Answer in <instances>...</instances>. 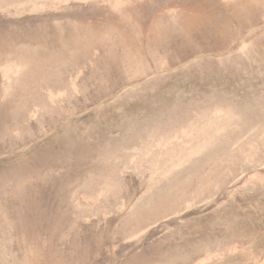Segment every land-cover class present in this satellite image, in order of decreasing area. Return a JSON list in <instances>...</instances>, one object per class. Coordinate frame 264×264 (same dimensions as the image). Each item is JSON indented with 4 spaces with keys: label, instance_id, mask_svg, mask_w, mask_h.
I'll list each match as a JSON object with an SVG mask.
<instances>
[{
    "label": "rangeland",
    "instance_id": "374dc122",
    "mask_svg": "<svg viewBox=\"0 0 264 264\" xmlns=\"http://www.w3.org/2000/svg\"><path fill=\"white\" fill-rule=\"evenodd\" d=\"M228 103L257 130L146 191L161 142ZM263 141L264 0L0 6V264H246Z\"/></svg>",
    "mask_w": 264,
    "mask_h": 264
},
{
    "label": "bare ground",
    "instance_id": "6f19581e",
    "mask_svg": "<svg viewBox=\"0 0 264 264\" xmlns=\"http://www.w3.org/2000/svg\"><path fill=\"white\" fill-rule=\"evenodd\" d=\"M23 1L25 2V0H0V6L2 7V6H7V5L9 6V5H11V7L19 8L20 6H22ZM27 1L29 3H32L33 6H36L38 4V2H39V0H26V2ZM120 2L121 1L114 2V6H119V3ZM204 13L205 12L203 11V14ZM203 17L204 16L202 14L201 15H199V14L192 15V16H190V19H188V20H190V23H188V24L189 25H192V26H193V24H194V26H195V24H201L205 20V18H203ZM188 20H187V22H188ZM185 26H184V28H185ZM184 30H186V29H184ZM190 32L188 30L184 31L183 34H185V36L184 35L183 36L185 38H187V40H193L194 41V38H195V37H193L194 33L192 35V33H190ZM196 35H198V33ZM199 36L201 37L200 33H199ZM199 36H198V38H199ZM197 49H199V48H197ZM196 51H198V50H196ZM193 52H194V49H193ZM7 65H6L7 71L9 73H12V75L15 74V76H16V74L19 73L20 70H23V66L25 64H24V61L22 60V58L21 59L20 58H16V59L13 60V62L10 65H8V66ZM2 73L4 74V72H2ZM8 76H10V75H8ZM6 82L10 83L8 80ZM8 88L11 89L12 87L10 86ZM6 89H4V90H6ZM6 94H4V95H6ZM49 96H50L51 100L56 99V98H53L52 99V96L55 97L56 95L54 96V95H52L50 93ZM32 115H33V113H32ZM200 118H202V120H200ZM200 118H198L199 120H197V123L194 122V121L192 123V120L190 119L191 123L187 126V128L184 127L185 129L182 130L181 128L178 127L179 130L181 129V131L179 133L176 132L175 134L170 135L168 138L166 137L167 139H165L163 142L160 141L161 143H163V147H166L167 148V150H164L165 151L164 154H165L166 157H165V160L162 161V162H159L157 160L151 162V171H152V174L150 176V182L147 185L148 187H147V190L146 191L151 190V187L156 183V181L160 177L161 178L164 177V180L169 181L168 175L170 173H172V172H176L175 173L176 175L179 174V172H181L183 169L186 168V167L183 168V166L186 165V164H188V167L187 168L190 167L192 169L195 166H199L198 164H200V163H198V162H200V161H198L196 159L192 160L193 157L198 156V155L201 156L200 154L201 153L203 154V152L206 153L208 151L214 150L215 148L218 147L219 144L221 145V143L219 142L220 139H223V140H221V142L223 141V143H224V144L222 143L223 144V147H222L223 149H230V150L232 148L238 149L239 148V145H240V140H241V136L240 135H242V134H244V133H246L248 131H251L253 128H255V130H257L256 129V125H258V124H255V121L254 120H256V119L254 118V115L251 116V115H249L247 113L240 112V111L236 110L229 103L215 107L213 109V111H211V113H209V114H203V116H201ZM259 122H261V121H259ZM182 125L184 126V125H186V123H184ZM182 125H180V126L183 128ZM259 125H261V124H259ZM261 131L262 130H260V126H259L258 133L261 132ZM153 135H154V132H151V133H148L146 136L147 137H152ZM261 135H263V133ZM143 141H144V139L140 138L137 141L136 144H132L131 146H129V147L127 146V147L129 149H131V150L134 149V151H135V149H137L136 148L137 145H140ZM262 143H264V141ZM240 147H241V145H240ZM256 147H258V146H256ZM222 148L220 147V149H222ZM249 154H251V153H249ZM210 157H211V155H210ZM244 157H246L245 154H244ZM247 158L248 157H246L245 159H247ZM250 159H251V161H253L252 160L253 159L252 157ZM254 159H255V157H254ZM263 160H264V158H263ZM255 161H253V162H255ZM246 163H248V162H246ZM258 165H259V163H258ZM255 167H256V164H255ZM180 168H182V169H180ZM178 169H180V170H178ZM192 169H191V171H192ZM176 170H178V171H176ZM185 170H188V169H185ZM196 170H199V169H196ZM182 172H184V170ZM193 172H195V170ZM193 172H191V174ZM261 172H262V169H261ZM261 172L259 170L258 171H255V174H254L255 178L254 179L256 181L258 180L259 182H261V181L263 182V180H264V173H261ZM188 173H186V174H188ZM183 175H185V174L183 173ZM189 175H190V173H189ZM179 176H181V175L179 174ZM162 179H160V180H162ZM170 182H171V180H170ZM180 182H182V181H180ZM170 184L171 183H169L168 185H170ZM99 187H101V186H99ZM104 188H105V186H104ZM159 198H160V196H159ZM247 240H248V250H247V252L245 254V259H247L246 260L247 261L246 264H251V263H253V264H264V255L261 258V256H259L258 255L259 253L257 252L258 251V248L264 244L263 241H260L259 239L255 238L254 236H250L249 239H247ZM262 254H263V252H262ZM208 256H209V254H208ZM210 259H211V256H209V260ZM198 260L200 261V259H198ZM203 260H204V258H203ZM230 261H232V259ZM238 263L239 262H237V264ZM240 263H241V261H240ZM202 264H204V263H202Z\"/></svg>",
    "mask_w": 264,
    "mask_h": 264
}]
</instances>
